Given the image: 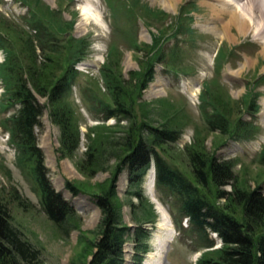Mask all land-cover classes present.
Segmentation results:
<instances>
[{
  "label": "rangeland",
  "instance_id": "1",
  "mask_svg": "<svg viewBox=\"0 0 264 264\" xmlns=\"http://www.w3.org/2000/svg\"><path fill=\"white\" fill-rule=\"evenodd\" d=\"M42 1L47 13H56L51 21L46 20L53 43H46L47 58L44 62L39 61L41 57L35 61L34 72L45 78L58 79L70 51L78 50L76 58L79 55L85 58L77 64L84 74H80L77 83L71 85L66 97L60 100V105H65L69 116L73 117L69 118L73 120V128H77V120L79 146L69 154H63L61 127L51 120L48 106L42 126L35 130L38 145L45 154L49 179L76 209L62 229L43 210L34 158L24 154L8 128V119L17 113L19 106L8 93L11 88L8 81L13 78L11 70L34 62L27 40L30 35H35L31 29L35 20L30 13H23L25 6L30 9L31 5L24 0H0V37L6 39L4 46L16 58V61L6 62L7 50L0 44V200L8 206L13 225L41 250L43 264L89 263L96 249L94 245L102 234L103 212L98 206V196L109 197L122 226H130L123 236V264H144L146 256L155 251L152 244L157 227L150 235L143 231L153 228L148 221L159 223L160 219L150 192L147 193V175L140 186L130 185L126 169L117 175L126 152L122 140L134 123L165 125L182 133L178 142L165 143L157 149L190 180L194 181V175L188 153L194 151L209 158L216 156L219 160H229L236 175L234 186L244 191L261 186L264 193V48L251 31L245 33L232 27L230 38L224 37L221 32L228 35L224 29L225 19L214 15L202 0H138L143 6L161 10L162 14L151 17L136 11L138 7L133 8L129 0ZM209 23L214 24V29L212 25L208 26ZM189 27L195 30L194 33L188 31ZM156 40L159 46L155 54L149 47ZM110 48L118 49L119 55L121 53L119 65L127 78L133 72L139 75L144 67L148 69L158 56L168 62L166 66L158 64L155 67L154 78L143 96L134 99L135 122L123 117L104 121L103 110L97 106L99 101L111 103L102 81L101 86L98 83L99 69ZM217 52L219 56L215 59ZM73 60L69 59L68 63ZM210 87L218 96L215 97L216 104H225L223 112L229 119L226 126L229 132L225 134L211 130L208 124L214 107L203 100V95ZM254 94L257 95L256 109L251 107ZM229 97L236 101L230 108L223 101ZM40 100L47 103L44 97ZM232 187L228 185L221 189L232 191ZM139 188L148 203L134 207L133 203L138 201L133 193ZM206 193L220 207L242 219L239 204L232 199L219 200L216 187L211 185ZM156 195L158 199L167 198L165 193L156 192ZM169 206L165 203L168 212ZM137 227H143L139 236ZM174 229L176 235L168 250L166 264H198L202 258L219 257L218 251L202 247L203 235L192 232L183 222ZM210 234L217 246L219 238L213 232ZM146 247L148 250L143 253L142 260H135V254L146 251Z\"/></svg>",
  "mask_w": 264,
  "mask_h": 264
},
{
  "label": "trees",
  "instance_id": "2",
  "mask_svg": "<svg viewBox=\"0 0 264 264\" xmlns=\"http://www.w3.org/2000/svg\"><path fill=\"white\" fill-rule=\"evenodd\" d=\"M31 5L30 14L35 20L34 37L30 35L27 41L31 48L30 56L34 61L28 66L18 65L16 69L11 70L13 78L8 81L10 98L19 104L17 113L9 118L12 131V137L23 150L24 154H29L34 158L35 174L42 192V206L48 218L58 227L65 229L68 221L75 215L76 209L72 202L67 200L62 192L57 191L48 177L49 168L45 164V154L38 146V138L35 134L37 127L42 126V117L48 106L50 109V118L61 127V144L63 154H69L72 149H76L80 143V132L77 120V128H73V120L69 116L65 105H60V100L70 91L71 85L77 83L80 73L74 68L76 62L83 59L84 55L76 58L78 50L70 51L65 58L64 71L62 75L55 79L39 76L34 72V66L39 60L44 62L47 58L45 47L48 41L53 43V35L49 31V21L55 18L56 13L45 11L46 5L41 0H24ZM136 11L140 14L151 17L152 14H162L161 10H153L140 4L138 0H129ZM135 2V4H134ZM47 8V7H46ZM40 16V17H39ZM53 16V17H52ZM156 18V17H152ZM49 20V21H46ZM149 26V23H146ZM188 31L194 33V29L188 28ZM52 36V37H51ZM5 38L0 37V44L7 50V61H16L9 54L8 47H5ZM159 43L149 47L150 52L158 49ZM139 51L137 45L134 47ZM148 48V47H147ZM39 50V52H38ZM119 50L110 48L106 56V62L100 68L99 86L102 85L111 98V103L107 105L103 101L97 102V106L103 110L104 119L115 117L116 119L125 118L127 121H134L133 101L135 98H141L149 82L155 75V66L157 62L166 66L168 64L163 57H156V61L142 73H131L126 77L119 65ZM156 54V52H154ZM222 55V54H221ZM219 52L216 56L218 59ZM74 58L72 62L69 59ZM2 64V68L5 67ZM140 59V64L141 63ZM43 64V63H42ZM10 72V73H11ZM135 82V84H133ZM130 84H133L129 86ZM98 87V86H97ZM37 95L47 99V103H42ZM257 95L254 94V100L251 107L258 108ZM216 92L210 87L206 89V95L203 100L214 107V112L208 118V124L213 131L227 133L228 117L223 112L225 104L219 106L216 104ZM230 108L231 103L236 101L229 97L224 100ZM71 108V107H69ZM71 110V109H70ZM182 133L169 126H154L150 123H134L128 134L122 142H125L126 152L121 159L117 170V175L124 169L128 171L130 185H141L144 177L154 161L156 169V189L162 195L165 193L167 198L164 202L170 204L172 220L175 226H181L184 218H188L190 230L196 234L203 235L204 243L202 247L218 251L219 257L202 258L198 264H264V193L260 187L252 191H244L234 186L236 175L229 160H219L216 156L208 157L202 153L194 151L188 153L191 161L194 181L190 180L180 169L171 164L157 149L165 143H176L179 141ZM90 157L93 153H88ZM93 160V158H92ZM116 178L113 180L115 187ZM213 185L219 190L218 199L235 201L241 209L242 219H238L234 214L220 207L212 201L207 195L206 189L210 190ZM233 186L232 191H225L221 188ZM72 190L70 185H67ZM73 191V190H72ZM75 193V192H74ZM139 206L148 203L141 188L134 193ZM98 206L103 212V219L100 224L101 237L95 243L96 247L92 259L88 264H123V236L128 226H122L121 219L115 209L112 201L107 196H98ZM155 228L156 221H148ZM127 228V229H124ZM143 227H137L136 233ZM145 234L150 235L152 229H143ZM211 232H216L222 240V246L215 248L216 241L210 236ZM141 237V236H140ZM135 254V260H142L143 253ZM0 264H43L41 259V250L26 240L17 227L11 221V215L8 206L0 200Z\"/></svg>",
  "mask_w": 264,
  "mask_h": 264
},
{
  "label": "bare ground",
  "instance_id": "3",
  "mask_svg": "<svg viewBox=\"0 0 264 264\" xmlns=\"http://www.w3.org/2000/svg\"><path fill=\"white\" fill-rule=\"evenodd\" d=\"M207 6L211 8L214 15L225 19L227 25L224 29L226 33L221 32L224 37L229 36L232 27H238L245 33L252 32L264 48V0H202ZM226 14V17H225ZM229 16V17H228ZM228 17V18H227ZM88 18V17H87ZM227 18V21H226ZM215 25L218 21L214 18ZM86 22L84 19L82 20ZM88 21V19H87ZM224 22V21H223ZM214 24L209 23L208 26ZM222 28V27H221ZM237 29V28H236ZM238 30V29H237ZM239 31V30H238ZM242 31H239L242 33ZM243 34V33H242ZM146 189L150 192V198L156 206L158 214L160 215L159 223L157 224L156 234L154 235L153 244L155 251H151L144 261V264H166L167 254L170 245L175 239L176 231L172 218L165 207V204L158 199L155 191V170L152 167L147 174ZM174 229V230H173ZM160 231V233H158ZM175 232V234H174ZM158 234V235H157ZM163 237V238H161Z\"/></svg>",
  "mask_w": 264,
  "mask_h": 264
},
{
  "label": "water",
  "instance_id": "4",
  "mask_svg": "<svg viewBox=\"0 0 264 264\" xmlns=\"http://www.w3.org/2000/svg\"><path fill=\"white\" fill-rule=\"evenodd\" d=\"M170 245V244H169Z\"/></svg>",
  "mask_w": 264,
  "mask_h": 264
}]
</instances>
